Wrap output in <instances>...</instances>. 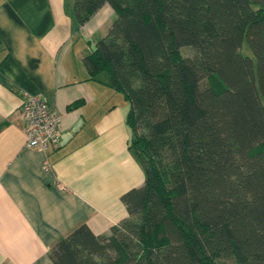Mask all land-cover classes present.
<instances>
[{
  "label": "trees",
  "instance_id": "obj_1",
  "mask_svg": "<svg viewBox=\"0 0 264 264\" xmlns=\"http://www.w3.org/2000/svg\"><path fill=\"white\" fill-rule=\"evenodd\" d=\"M105 4L86 62L129 103L146 181L110 234L81 224L52 264H264V0H75L79 24Z\"/></svg>",
  "mask_w": 264,
  "mask_h": 264
},
{
  "label": "crops",
  "instance_id": "obj_2",
  "mask_svg": "<svg viewBox=\"0 0 264 264\" xmlns=\"http://www.w3.org/2000/svg\"><path fill=\"white\" fill-rule=\"evenodd\" d=\"M74 4L0 0V264H52V247L84 223L110 234L129 216L122 197L145 185L130 106L107 75L91 79L86 62L115 11L105 4L80 25ZM27 96L62 116L59 149L26 147Z\"/></svg>",
  "mask_w": 264,
  "mask_h": 264
},
{
  "label": "built area",
  "instance_id": "obj_3",
  "mask_svg": "<svg viewBox=\"0 0 264 264\" xmlns=\"http://www.w3.org/2000/svg\"><path fill=\"white\" fill-rule=\"evenodd\" d=\"M19 111L26 124L27 148L42 153L60 148L59 126L62 116L52 110L44 99L27 96L22 101Z\"/></svg>",
  "mask_w": 264,
  "mask_h": 264
},
{
  "label": "rangeland",
  "instance_id": "obj_4",
  "mask_svg": "<svg viewBox=\"0 0 264 264\" xmlns=\"http://www.w3.org/2000/svg\"><path fill=\"white\" fill-rule=\"evenodd\" d=\"M182 52H183V55L187 58L189 57H193V51L191 48L189 47H183L182 48ZM242 53L245 55V56H249L251 57L252 59H254V54H253V51L247 41V39L244 41V44L242 46ZM119 94V93H118ZM119 96L122 97V99H124V96L122 94H119ZM125 100V99H124ZM125 102L127 103V105L129 106V103L125 100ZM218 264H235L234 260L232 259H221L218 261Z\"/></svg>",
  "mask_w": 264,
  "mask_h": 264
}]
</instances>
